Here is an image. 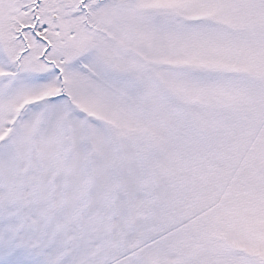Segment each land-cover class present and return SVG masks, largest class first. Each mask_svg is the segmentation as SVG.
<instances>
[{"label":"snow or ice","instance_id":"1","mask_svg":"<svg viewBox=\"0 0 264 264\" xmlns=\"http://www.w3.org/2000/svg\"><path fill=\"white\" fill-rule=\"evenodd\" d=\"M0 264H264V0H0Z\"/></svg>","mask_w":264,"mask_h":264}]
</instances>
